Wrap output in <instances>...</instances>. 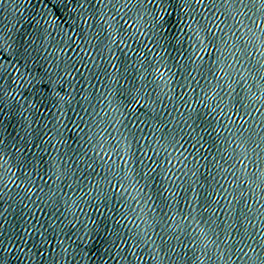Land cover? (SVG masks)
Listing matches in <instances>:
<instances>
[{
  "label": "water",
  "instance_id": "1",
  "mask_svg": "<svg viewBox=\"0 0 264 264\" xmlns=\"http://www.w3.org/2000/svg\"><path fill=\"white\" fill-rule=\"evenodd\" d=\"M0 264H264V0H0Z\"/></svg>",
  "mask_w": 264,
  "mask_h": 264
}]
</instances>
